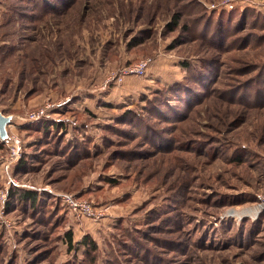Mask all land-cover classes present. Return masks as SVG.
I'll use <instances>...</instances> for the list:
<instances>
[{
	"label": "rangeland",
	"instance_id": "obj_1",
	"mask_svg": "<svg viewBox=\"0 0 264 264\" xmlns=\"http://www.w3.org/2000/svg\"><path fill=\"white\" fill-rule=\"evenodd\" d=\"M0 110L32 155L10 177L46 201L7 206L0 139V264H264V0H0ZM43 123L88 127L91 158L49 157Z\"/></svg>",
	"mask_w": 264,
	"mask_h": 264
},
{
	"label": "trees",
	"instance_id": "obj_2",
	"mask_svg": "<svg viewBox=\"0 0 264 264\" xmlns=\"http://www.w3.org/2000/svg\"><path fill=\"white\" fill-rule=\"evenodd\" d=\"M178 27V20L175 21L174 27ZM176 27V28H177ZM187 66V65H185ZM176 95L175 93H169L167 97H165V101L163 103L156 104L159 106V108H167L170 107V102L176 101ZM178 104V102H177ZM4 113V112H3ZM60 123L47 125V123H43V127H36L33 128L35 132L41 131L44 136H47L48 138L43 140L44 142L40 141L42 144H47L46 151H43L44 153H47L49 157H55L57 156L61 161L59 163H66L67 166L75 167L77 163L89 160L91 156L93 155L92 149H93V140L90 136H88V133H85L89 131L88 127H80L77 128V132L83 133L85 138L83 140H79L76 138L77 141L70 142L66 140V133H63V128L60 127ZM108 144V142L104 143L105 146ZM35 145H30V148H34ZM37 146V143H36ZM96 152L99 153V148L96 149ZM32 155H28L26 151H23V155L21 158L20 163L17 165V172L24 173L28 170V162L32 157ZM30 158V159H29ZM63 169V168H62ZM67 178H69L67 176ZM49 195V193H46L45 196ZM51 197H53L51 195ZM81 198V197H79ZM7 206L15 207V209H19L20 211L25 212L26 208L31 211L32 213L36 211L37 216L40 218L41 214V207L42 205L46 204V201L42 199L40 193L38 190H29L24 189L16 186H11L6 202ZM51 204V203H50ZM67 242L70 247L73 246V235L72 231H68L66 233ZM89 239V240H88ZM81 243L85 246L89 247V253H93L94 255L97 252V246L96 244L89 238L85 237ZM95 263V258L92 261Z\"/></svg>",
	"mask_w": 264,
	"mask_h": 264
},
{
	"label": "built area",
	"instance_id": "obj_3",
	"mask_svg": "<svg viewBox=\"0 0 264 264\" xmlns=\"http://www.w3.org/2000/svg\"><path fill=\"white\" fill-rule=\"evenodd\" d=\"M228 7L233 8V6L230 4ZM153 60L151 58H144L136 62L135 64L129 65L127 67H124L121 69L118 74L113 78V80H116L118 83H121L125 78L137 76V77H144L148 70L152 67ZM45 117V110H41L39 112L32 113L30 120L31 121H37L41 118ZM8 126H7V133H8ZM9 141L6 142L8 149L10 150L9 153V159L5 166V171L8 174L9 181H8V187H6L4 194L2 196L3 199L6 198V195L8 193V190L10 188L11 184H14L15 186H19L17 184V181L13 180L10 177V171L13 167L14 163H17L22 155V141L19 137L11 134L9 135ZM57 199L61 201V203L67 207L68 212L75 218L82 220V219H94L99 218L100 215H98L92 208V206L86 202L83 201V199L77 198L75 195L71 193H59L56 194ZM2 199V200H3Z\"/></svg>",
	"mask_w": 264,
	"mask_h": 264
},
{
	"label": "water",
	"instance_id": "obj_4",
	"mask_svg": "<svg viewBox=\"0 0 264 264\" xmlns=\"http://www.w3.org/2000/svg\"><path fill=\"white\" fill-rule=\"evenodd\" d=\"M12 122V118L9 116H6L1 110H0V139L3 142L9 141L8 133H7V126Z\"/></svg>",
	"mask_w": 264,
	"mask_h": 264
}]
</instances>
